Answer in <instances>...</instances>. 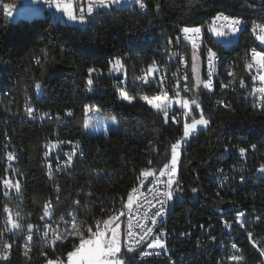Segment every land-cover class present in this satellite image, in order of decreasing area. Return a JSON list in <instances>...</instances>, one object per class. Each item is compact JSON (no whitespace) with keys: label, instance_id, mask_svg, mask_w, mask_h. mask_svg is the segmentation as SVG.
<instances>
[{"label":"trees","instance_id":"obj_1","mask_svg":"<svg viewBox=\"0 0 264 264\" xmlns=\"http://www.w3.org/2000/svg\"><path fill=\"white\" fill-rule=\"evenodd\" d=\"M143 1L147 9H139L137 2L99 9V15L83 25L63 23L59 16L48 13L42 18L11 21L0 12V150L8 148L14 153L21 185L18 196L4 198L0 189V252L6 250L2 241L12 237L4 234V205L22 226L16 233L28 229V224L49 221L55 238L52 248L35 243L30 251L7 250L9 257L6 261L0 258V264L67 260V254L79 245V238L56 237L64 236L65 229L71 231L73 221L87 237V228L93 229L95 222L116 215L130 189L144 177L143 171L157 174L169 163L171 145L183 135L184 123L199 118L201 112L209 124L194 131L181 149L179 178L187 196L174 198L171 225L178 221L188 226L204 214L220 216L224 203H240L251 213L264 214V174L251 173L243 187L236 186L235 190L229 184L221 187L215 180L222 166L244 164L250 169L264 164V143L258 144L264 138V104L257 107L253 102V71L247 66L249 49H264L251 28L254 20L264 22V0ZM3 2L16 5L15 0ZM218 13L248 23L227 47L209 30L210 19ZM184 27H201L207 44L220 56L222 68H228L231 74H221L224 85L210 91L204 83H198L206 81L205 46L197 49L192 43L182 42L179 48L189 62L187 98H195L199 108L194 107L189 116L176 122L169 117L165 122L163 111L148 103L142 93L129 91L133 99L124 100L116 81L125 74L129 83H139L142 68L156 60L172 72L168 48ZM195 57L200 61L199 78L192 68ZM116 58H122V76L112 73ZM88 68L96 70L93 85L87 82ZM37 83L42 85L41 95L37 94ZM226 98L227 107L217 106L219 99ZM94 106L115 116L120 129L103 135L87 134L83 121L87 109ZM28 108L51 116L34 119L33 114H27ZM61 139H72L85 153L76 156L72 165L52 180L42 165L44 145ZM253 144H258L254 150L250 147ZM240 148L247 149L242 157ZM3 169L0 161V173ZM192 188L198 191L192 192ZM74 201L79 203L74 205ZM48 205L50 220L44 210ZM184 210L190 213L184 214ZM258 229L254 240L264 252V230ZM228 239L229 235H221V242ZM246 248V264H255L260 259L257 250L248 244ZM121 256L127 259L126 264H168L158 259L138 261L135 253H125L123 247ZM211 258H218V251H211Z\"/></svg>","mask_w":264,"mask_h":264},{"label":"built area","instance_id":"obj_2","mask_svg":"<svg viewBox=\"0 0 264 264\" xmlns=\"http://www.w3.org/2000/svg\"><path fill=\"white\" fill-rule=\"evenodd\" d=\"M61 2L73 5L76 14H79L80 7H84L85 9L87 7V0H61ZM138 3L140 5V0H138ZM143 3L145 4L144 1ZM37 4L40 6H49L44 2V0H37ZM4 5L7 4H5L3 0H0V12H3L7 19L11 21H14V19H19V16L16 15L14 8L12 9V16H7L4 11ZM139 9H147V6L144 8L139 7ZM216 16L210 19L209 28L220 27L223 25L224 22L221 20H215L214 22V18ZM235 18H239L243 21V23L240 25V29L241 26H248V23L242 18ZM254 23L264 24V22L261 23L254 20L251 23V28H253ZM224 30L228 31L227 29ZM254 34L255 37H258V42L261 44V46L264 47V42L259 39V36L261 35L260 29L257 28V30L254 31ZM190 35H193L195 44L198 46H205L207 50L208 59L206 81L211 78L212 82V87L207 88L210 91H215L218 85H224V80L221 74L230 75L231 71L228 68H222L221 58L217 55V53L214 52V49L207 44L203 30L199 35ZM179 37L180 39L176 40V42L170 43L168 48V60L172 65H174V70L172 72H170L171 70H169V68H167L166 65L162 63V61L156 60L152 64L142 68V76L139 79V83H129L127 81V77L124 74L116 81V86L120 89L123 88L125 92L133 91L142 93L144 97L153 98L156 101L161 99L177 98L183 101L187 99V96L190 92V86L188 82L189 62L187 60L186 54L179 48V46L182 42L192 43V39H189L187 36H185L183 32L179 34ZM231 42L233 41L231 40ZM252 49H254V46L248 51V63H254L251 59ZM209 50L215 53V56L211 58V68L208 64L210 58ZM258 52H264V49H261V51ZM173 53H176V55L174 56ZM150 68L153 70L149 71ZM89 69L91 68H88V73ZM251 70L253 71V81L255 85L254 92L252 94L253 102L257 107H262L264 100L260 99V94L255 92V89L264 86V84H262L259 79L254 78L258 75L257 67L254 66ZM209 73L211 76H209ZM92 74L93 72L89 74V78H91L93 81L91 85L95 83V78H93ZM102 74V72L99 73V75ZM185 77L187 78L185 79ZM184 85H187L188 87L185 88ZM150 91L151 93H148ZM227 102V98L219 99L216 104L217 106H224ZM184 109V107L180 106H170L168 110L169 119L176 122L179 120V117L184 118ZM44 114L45 113H41L38 110H33L34 119L42 120L51 116L49 113H47L48 115ZM194 135L195 132L193 131L186 142L182 143L180 150L182 149L183 145L186 144ZM181 137L179 139H181ZM261 143H264V138L259 139L258 144ZM258 144L255 145L257 146ZM74 149L76 154L73 156L72 163L74 162L76 156H83V153H85L83 147L78 143L72 139L51 140L45 143L42 165L50 179L56 180L59 174L72 165L71 163L66 167H61L59 169L57 168L58 164H64V161L67 158L66 154L72 152ZM9 152L10 151L8 148L0 150V161L3 163L4 167L3 171L0 173V180L7 178L14 183L16 180H19V173L15 168V158L12 160L8 159L7 154ZM243 154L239 153V156L242 157ZM260 166L261 165L250 169H247L244 164L229 168L222 166L218 168V174L217 177H215V180L219 186L222 187L226 184H229L228 187L235 190L236 186L243 187L251 173H260V175L264 174V171L259 170ZM164 171L166 172L167 170L164 169ZM237 172H239V174H237ZM98 173L100 174L101 172ZM241 177H243V180H241ZM166 179L167 175L161 176L160 171L155 175L146 177V184L140 185V191L137 192V195H131L133 198L132 207L128 208L127 204H125V207L121 208L116 214L119 215L120 211L124 212V215H119V220L122 221L124 228L123 245L124 248L128 246V232L131 231V246L134 249L132 253L136 254L138 261L158 259L166 260L168 264H172V262H175V264H240V262L230 259V257L233 255H239L242 256L243 261L247 263L248 260L246 253L248 249L246 248V245L248 244L255 248L260 256V259L255 264H264V252L261 250V248H259L254 240L255 234L259 230L258 228L264 230V214L259 215L255 212L251 213L244 209L243 205L240 203L235 202L221 204L220 216L204 214L199 218H194L193 221L195 223H191L188 226H182L178 224V221H175V224L171 225L172 214L167 213V206L169 204H174L173 198L165 205L166 211L164 215L157 218V223L155 225L151 224L150 220L153 216V213L160 207V205L157 203V199H164L162 193L166 191L164 187V181ZM173 179L178 180L180 187L183 189V191L177 190L174 197L187 196L186 190L180 182L179 169ZM0 189L4 198L19 195V192L17 193L15 189H7L2 183H0ZM128 197L129 195L127 196V201ZM177 207L178 206H176V208ZM5 208L10 209V207L8 205L2 206V224L4 226V234L12 237L8 242L3 240L4 234L1 236V238L3 240L2 244H4V248L6 245H11V248L7 249L8 251L18 249L22 251H30L33 249L35 243H41L42 248L47 249L52 248L55 245V243H51V241H55V238L53 226L49 221L35 224L31 230L26 229L21 233H16L17 228H13L12 223L9 220V216H11V220H15L17 222L16 216L13 214L11 209L9 213L4 210ZM47 208L49 209L47 211V220H50L52 219L51 206L48 205ZM182 212L184 214L190 213L188 210H184ZM239 212L244 213L242 219L245 222L243 224L236 220V216L239 214ZM225 221H227L231 226L226 227ZM97 223H99L100 230H104V221H98L95 222L92 231L97 230L95 227ZM37 227H39L41 230L37 231ZM147 227H151L153 229L151 234L146 235ZM161 230L167 234L166 237H161L162 239H165L166 248L159 249L148 247L153 237L159 234ZM29 232L32 234L31 241L27 240V235ZM45 233L47 234L46 236ZM249 233H251V236H249ZM221 235H229V242H221ZM88 237H85V239ZM141 237H143V239L137 246L136 240H139ZM212 237H215V239H212ZM233 245H236V247L233 248ZM211 251H218V258H211ZM145 252L150 254L143 255ZM57 264H68V260L59 259Z\"/></svg>","mask_w":264,"mask_h":264},{"label":"snow or ice","instance_id":"obj_3","mask_svg":"<svg viewBox=\"0 0 264 264\" xmlns=\"http://www.w3.org/2000/svg\"><path fill=\"white\" fill-rule=\"evenodd\" d=\"M46 4H48L50 7L61 11L62 13L66 14L68 19L80 24H85V23H90L95 16L99 15L98 10L99 9H108L111 8L113 5H122L123 0H87V7L86 9L84 7H80L79 9V14H76V12L73 10L72 5L68 3H62L61 0H44ZM4 11L7 16L11 17L12 16V9L14 6L12 5H4ZM140 7L144 8L146 5L143 3V0H140ZM157 11H159V5H157ZM215 20H221L223 21V25L220 27H213L211 30L215 32L217 36H225V35H231L232 33H236L240 31V25L243 23V21L239 18L235 17H228L224 16L223 13H218L217 16L214 18ZM257 28L260 29L261 35L259 36V39L264 42V24H255L253 25V31H256ZM224 29H227L228 31H225ZM181 32L184 33L185 36H187L189 39H192L193 46H195V39H193V35H199L202 32L201 27H184L180 30ZM177 40L180 39L179 36L176 37ZM171 42V41H169ZM175 56L176 53H173ZM215 56V53L211 52L209 50V67L211 68L212 66V57ZM251 59L254 63H249L247 66L249 69H252L254 66L257 67L258 69V75L257 77H254L256 79H259L262 84H264V52H258L256 49H252V54H251ZM123 67L122 63V58H116L114 62L112 63V70L113 71H119L120 68ZM193 71L195 72V64L193 63ZM153 69H149V71H152ZM96 71L95 69H89V74L92 72ZM209 76L211 74L209 73ZM187 77H185L186 79ZM88 84L91 85L93 83L92 79H88ZM147 82V81H145ZM198 83H204L206 87L211 88L212 87V82L211 78L208 81H199ZM37 88L40 87V85L37 83L36 85ZM185 88H187V85H184ZM227 87V85H225ZM121 95L123 96L124 99L128 100L131 102L133 99L132 97H129L127 92L124 91L123 88H121ZM255 92L260 94V99L264 100V86L259 87L255 89ZM178 94V93H177ZM144 99H147L145 97ZM148 103L152 104L153 107L160 109L161 105L159 103H154L152 100H148ZM184 107L187 108L189 107V104L187 101L183 102ZM227 107V105H225ZM27 114L31 116L33 114V109L28 108L27 109ZM71 113H69L70 115ZM164 117H165V122H167V117H168V112L165 110L164 111ZM44 115H48L45 113ZM174 119V117H173ZM91 122V118L89 117L88 119L84 120V126L87 127ZM114 122V121H113ZM209 124V121L204 118L203 113L201 112L200 118L197 120L195 118L192 119V122L189 124L187 122L184 123V130H183V135L181 139L177 140L174 144L171 145V159L169 163H166L163 167L162 170H160V175L165 176L167 175V179L164 181V187L166 189L165 192L162 193L164 199L160 200L157 199V203L160 205V207L153 213V216L150 220V223L155 225L157 223V218L162 217L166 211L165 205L168 203V201H171L177 190L183 191V189L179 185L178 180H174L173 177L176 175V170L178 166V155H179V149L182 145V143L186 142V140L191 136L192 132L196 129L197 125H204L207 126ZM63 143V142H60ZM58 146V145H57ZM251 149H256V145L253 144L250 146ZM240 153L243 154L247 151L245 148H240L239 149ZM75 149L72 152L67 153V158L64 161L63 165H57V168L61 167H66L67 165H70L73 161V156L75 155ZM8 159L12 160L15 158L14 153L9 152L8 154ZM150 163V162H149ZM164 169L167 171L165 172ZM260 171H264V164L260 166ZM51 175V173H50ZM155 175L154 171H143V176L148 177ZM226 179V177H225ZM241 180H243V177H241ZM0 183L4 185L5 188L7 189H15V191L18 193L20 192L21 185L19 180H16L14 183L7 178H4L0 180ZM175 185V187H174ZM135 191V189H133ZM192 192H197V188H192ZM74 205L78 204V201L73 202ZM133 204V198L131 195L128 197L127 201V207L131 208ZM6 212L10 213V209L5 208L4 209ZM46 212L49 210L48 208L44 209ZM19 216V213L16 214ZM119 215H124L123 211L119 212ZM119 215H109L108 219L104 221L105 228L104 230H100L99 223L95 225L96 231H92V228L89 227L87 228V232L90 233L89 237L85 239L84 233L79 232L76 229V223L73 221L72 224V230L68 231V229H65V235L64 236H57L56 239H64L68 236H77L79 238V245L76 247L75 251L69 252L67 254V260L68 264H125L124 260L120 259L118 257V254L121 253L122 249V241H121V236L120 232L118 229V225L116 227H110L114 223V221H117L119 219ZM244 216L243 212H239V214L236 216V220L243 224L245 221L242 219ZM43 219V217H41ZM259 219V218H258ZM9 220L12 223L13 228H21L22 226L16 222L15 220H11V216H9ZM225 226L230 227L231 225L228 224L227 221H225ZM32 224H28L27 228L29 230L33 229ZM130 227V225H129ZM41 229L37 227V231H40ZM153 232V229L151 227L146 228V235L151 234ZM47 234L45 233V236ZM166 233L163 232L162 230L159 232V234L155 235L153 239L151 240V243L148 245L150 248H159V249H165L166 248V242L165 239H162L161 237L164 236L166 237ZM249 236H251V233H249ZM128 246L125 247V253H130L134 249L132 248V232H128ZM143 237H141L139 240H136L137 246L141 243ZM212 239H215V237H212ZM27 240L31 241L32 240V234L29 232L27 235ZM51 243H55V241H51ZM236 245H233V248H235ZM6 250L4 252H0V258L2 259H7L8 252L7 249L11 248V245H6L5 246ZM150 253L145 252L143 255H149ZM27 255V252L25 253ZM231 260L240 262V264H246V262L243 261L242 256L239 255H233L230 257ZM46 264H57V261H54L51 258L46 259ZM130 264V262H129ZM172 264H175V262H172Z\"/></svg>","mask_w":264,"mask_h":264},{"label":"rangeland","instance_id":"obj_4","mask_svg":"<svg viewBox=\"0 0 264 264\" xmlns=\"http://www.w3.org/2000/svg\"><path fill=\"white\" fill-rule=\"evenodd\" d=\"M136 2L138 3V0H123V4L122 5H113L111 8H108V9L110 10V9L123 7V6H126V5H132V4L136 3ZM15 3H16V5L13 8L15 9L16 15L20 16V17H25V18H28V19L42 18V17L46 16L47 13L49 14L50 11H51V13L58 12V10H56L54 8L52 9L49 6H40V5H38L37 4V0H17ZM46 7L47 8H51V9L49 11L45 12L43 8H46ZM26 11H27V14H26ZM63 23L73 24V25H76V24L82 25L80 23L71 21V20H69V19H67L65 17L63 18ZM212 28L213 27H210V29H209L211 35L219 43H221L222 45H224L226 47L230 45L231 40L232 41H236L238 39L240 33H241V31H238L236 33H232L231 35L217 36L215 34V32L211 30ZM195 47L197 49H199V46L197 44H195ZM193 63L195 64V69H196L195 72L193 71V73H194V75L196 77H198L199 76V68H200V61H199L198 57L194 58V62ZM112 73L114 75H117V76H122L123 73H124V70H122L120 68L119 71H113L112 70ZM39 85H40V87L37 88V94L41 95V93H42V85L40 83H39ZM122 98H123V96H122ZM124 100H126V99H124ZM148 100H152L154 103H159L161 105V108L159 110L163 111V113H164L165 110L167 111V109L170 106L177 105V106H180V107H184V104H183L184 101H187L188 104H189V107H187V108L184 107L185 108L184 112H186L185 113L186 116H189L191 114L192 109L194 107L199 108V104H198L197 100L195 98L193 99L191 97L187 98V99H185L183 101L178 99V98L177 99H170V100L161 99V100H158V101H156V100H154L152 98L146 99L147 102H148ZM89 117L91 118L90 124L87 127L84 126L87 134H89V135H103V134L108 133L109 131L119 130L120 129V126H119V124L117 122L116 117L112 116V115H106V114L102 113L97 106L89 107L87 109V113H86V116H85L84 120L88 119ZM199 118H195V119L198 120ZM191 122H192V120L191 121H187V123H189V124ZM207 126L197 125V127H196V129L194 131L195 132L196 131H200L202 129H205ZM180 161H181V150L179 149L178 166H177L176 172L179 169ZM172 207H173V204H171V208ZM117 225H118V229H119L120 236H121L122 247L124 248V245H123V238H124V231L123 230H124V228H123L122 221L118 219L117 221H114V223L112 225H110V227H116ZM8 257H9V254L7 256V259H8ZM118 257L120 259L124 260L125 264L127 263V259L125 257H122L121 253L118 254ZM7 259H4V260L6 261Z\"/></svg>","mask_w":264,"mask_h":264},{"label":"bare ground","instance_id":"obj_5","mask_svg":"<svg viewBox=\"0 0 264 264\" xmlns=\"http://www.w3.org/2000/svg\"><path fill=\"white\" fill-rule=\"evenodd\" d=\"M223 15H225V16H229V17H233V16H230V15H228V14H224L223 13ZM17 19H14V21H16ZM241 27H243V26H241ZM254 49H256V51H259L258 50V48H256V47H254ZM146 184V177H143L142 179H141V181H139L137 184H135L131 189H130V191L128 192V194H127V196L128 195H137V192H139L140 191V185H145ZM133 189H135V191H133ZM127 196H126V199H125V204H127ZM175 198V197H174ZM125 204H124V207H125ZM170 211H171V204H169L168 206H167V213H169L170 214ZM89 236V235H88ZM87 236V237H88ZM229 240V239H228ZM54 261H58V260H54Z\"/></svg>","mask_w":264,"mask_h":264},{"label":"crops","instance_id":"obj_6","mask_svg":"<svg viewBox=\"0 0 264 264\" xmlns=\"http://www.w3.org/2000/svg\"><path fill=\"white\" fill-rule=\"evenodd\" d=\"M15 1H17V0H15ZM49 7H50V6H49ZM51 8H52V7H51ZM51 8H47V7H46V8H43V9H44L45 12H47V11H49ZM72 8H73V10L75 11V8H74L73 5H72ZM52 9H53V8H52ZM26 14H27V11H26ZM49 14H51L52 16H53V15H57V16H59L62 22H63V18H64V17L68 19L67 15L64 14V13H62L61 11L53 12V13H51V11H50ZM19 18H25V17H20V16H19ZM82 25H83V24H82Z\"/></svg>","mask_w":264,"mask_h":264}]
</instances>
